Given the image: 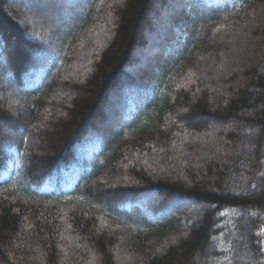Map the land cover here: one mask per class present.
<instances>
[{
  "label": "trees",
  "instance_id": "1",
  "mask_svg": "<svg viewBox=\"0 0 264 264\" xmlns=\"http://www.w3.org/2000/svg\"><path fill=\"white\" fill-rule=\"evenodd\" d=\"M0 264H264V0H0Z\"/></svg>",
  "mask_w": 264,
  "mask_h": 264
},
{
  "label": "rangeland",
  "instance_id": "2",
  "mask_svg": "<svg viewBox=\"0 0 264 264\" xmlns=\"http://www.w3.org/2000/svg\"><path fill=\"white\" fill-rule=\"evenodd\" d=\"M36 19L39 20L38 15L36 16ZM46 19H47V17L45 15H43L41 20H39V21L38 20L35 21V17H34V20H33L34 21V25L38 28L40 25H42L40 21L45 22ZM143 38L145 39V33L143 34ZM146 39H147L146 42H148L147 46L144 47V48L140 47V45H138L139 47L138 46L135 47V49L137 48V51L135 53H133V56H132L131 60H133V58L138 57V58H140V62L138 63L140 66H143V65L146 66L148 64L147 62H149L151 64L150 67L153 68V66L156 63V60H154V54L152 55L150 51H151V46L155 42V40H154V37H152V36H150V39H149V36H147ZM146 69H148V68H146ZM119 80H120V83H121V81H123V78L119 77ZM110 92L111 93L110 94L108 93V96L106 97L104 102L97 109V115L95 117V120L98 121V122L102 121L104 118H107L109 113L114 111L115 107H117V105H118L117 104L118 103L117 99L119 98V96L117 94V91L114 88ZM70 95H72V94H70ZM70 95H67L66 98L68 96H70ZM116 95H117V98H116ZM71 97L73 98V95ZM42 115L46 116L47 113H42ZM23 117L26 119L27 118V114H24ZM94 124H98V123L95 122ZM39 127L41 128L40 130H42V131L44 129H46V131H49V128L46 125H41ZM40 133L41 132H39L38 138L36 136H33L32 147H33L34 150H36L35 151L36 153H40V150L44 147V140L42 139Z\"/></svg>",
  "mask_w": 264,
  "mask_h": 264
}]
</instances>
